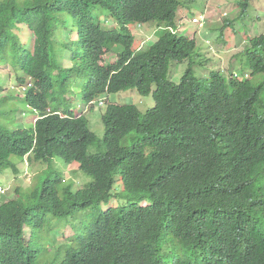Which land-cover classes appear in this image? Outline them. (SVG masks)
I'll return each mask as SVG.
<instances>
[{
    "label": "trees",
    "instance_id": "trees-1",
    "mask_svg": "<svg viewBox=\"0 0 264 264\" xmlns=\"http://www.w3.org/2000/svg\"><path fill=\"white\" fill-rule=\"evenodd\" d=\"M204 2L0 4V56L18 72L5 79L37 115L25 130L0 125V172L16 171L11 158L29 155L30 163L79 164L92 179L76 190L62 187L63 176L54 173L41 192L10 201V214L0 215V264H40L41 249L24 243L26 227L44 231L49 222L87 213L90 232L69 238L62 264H168L164 257L184 251L194 254H178L176 264H197L196 255L200 264H264V119L254 117L264 95V36L245 50V77L199 78V63H210L205 49L197 55L195 39L170 29L179 27L183 9L206 15ZM256 5L240 2L241 25ZM112 21L116 29L108 27ZM154 23L161 31L140 50L144 26ZM27 28L33 38L22 44ZM187 62L180 84L170 81L172 64ZM8 82L0 81V94ZM154 86L157 105L145 115L135 106H107L102 140L85 115L65 104L70 92L90 106L131 90L149 96ZM206 171H217L234 194L218 211L203 208L194 181ZM248 173L258 178L250 181Z\"/></svg>",
    "mask_w": 264,
    "mask_h": 264
},
{
    "label": "rangeland",
    "instance_id": "rangeland-1",
    "mask_svg": "<svg viewBox=\"0 0 264 264\" xmlns=\"http://www.w3.org/2000/svg\"><path fill=\"white\" fill-rule=\"evenodd\" d=\"M5 0H0V3ZM25 1V0H20ZM206 5H202L201 12L206 13L205 17L209 20L208 24L212 26H217L225 23L227 20L233 22L231 26L226 25V29H230V32L234 37L239 39V42L242 44L243 41L240 40V36L237 34L241 33L244 36L251 37L253 35L259 36L264 33V0H255L257 5L255 7H251L249 12L246 14V19L244 25H241L237 19L239 17V13L242 11V8L239 6L240 2H244L245 0H203ZM207 1V2H206ZM224 12H229V15L223 14ZM194 16H189V21L187 23V30L189 33L199 32L198 39V47L196 50V54L198 55L202 48L205 49L207 53V49L209 48L206 42L210 39V32L208 29L199 30L197 26L192 23ZM188 19L187 10H182L181 15L179 17L180 23L184 22L186 26V21ZM111 29H116L115 21H112L111 24L108 25ZM238 29V30H237ZM144 36L141 39L144 42H153L154 37L159 31L158 24H149L144 26ZM23 38H27V29ZM216 38V37H215ZM147 45H145L146 47ZM242 50H237L235 47L222 49L221 58L224 60L226 65L225 69L229 66L230 62L233 60L235 55H238L234 60V64L230 68L229 72H226L224 76L229 79L232 74H238L241 78L245 77L250 73L249 70V61L248 58L244 54H240ZM212 62L208 65H203L199 63L197 67V76L199 78H209L211 72L220 71L221 67L216 66L213 62L218 59L215 58L214 53H208L207 55ZM117 57H115L116 59ZM188 62L183 65H178L176 63L172 64V68L169 75V80L175 84H180L181 79L185 75L188 70ZM3 73L2 66L0 64V74ZM1 80V77H0ZM8 82V86H13L14 84L9 80L5 79ZM11 89H15L18 91L16 87L10 88V93L12 96H17L18 93L12 91ZM156 87L153 88V92L149 97H142L137 90H131L128 92H122L116 95H111L108 99L109 103L104 106H100L96 111H87L85 112L83 109V95L77 93L76 96L73 95L72 92L69 94V101L65 104L75 108L80 109V112H84L86 118L90 121V126L92 131L97 135L99 140H102L105 135V126L102 121L103 115L107 111V106L110 105H121V106H136L140 110V112L145 115L150 109H153L156 106V102L154 99V92L156 91ZM9 91V90H8ZM10 93H6L5 96H11ZM11 96V97H12ZM13 103L7 104L4 106H0V125L6 131H17V130H25L29 126L32 125V121L36 117L35 111L29 109V107L20 102V99L14 98L12 100ZM264 113L263 110L260 111ZM97 152L96 148H91L90 153L94 154ZM11 161L17 166H22V168H28L29 164L26 160L21 158L12 157ZM79 166V164H77ZM77 166V168H78ZM33 170V171H32ZM32 171V185L30 182V178L26 176L27 172ZM55 172H61L66 177V183L72 185L74 189H80L84 184L90 183L92 180L88 176L82 174L81 172H75V167L70 166L67 167L64 162L56 158L46 164L38 163L31 168H28L27 171L21 169V174L19 176L10 174H3L0 176V184L2 186H6L10 188L16 194L23 193L19 196H24L25 193L29 189L32 191L41 192L43 183L50 179ZM83 188V187H82ZM81 188V189H82ZM10 199H14L13 193H10ZM7 195V196H9ZM91 213L81 214L77 219H70L63 222H49L47 225V229L44 231H38L36 228L31 229V233L26 235L25 243L31 244L34 248L39 247L42 251V261L40 264H62L63 262V246L65 244V236L78 235L82 236L90 232L89 229H86V225L90 227L93 224V220L89 218ZM264 226V223L261 224ZM199 254L201 252H198ZM180 254L183 260H190L191 255L194 252L184 251L181 253L171 254L169 257H164V261L169 264H174L177 261V255ZM58 259L59 262H55V259ZM192 261L199 262L200 258H193Z\"/></svg>",
    "mask_w": 264,
    "mask_h": 264
},
{
    "label": "clouds",
    "instance_id": "clouds-1",
    "mask_svg": "<svg viewBox=\"0 0 264 264\" xmlns=\"http://www.w3.org/2000/svg\"><path fill=\"white\" fill-rule=\"evenodd\" d=\"M5 1H3V2H5ZM17 1H18L19 4L24 6L27 2H29L31 0H25V1L17 0ZM3 2H1V3H3ZM223 14L229 15V12H226V13H223ZM189 16H190V14L188 13V19L186 21V26H184L185 23L182 22V23L179 24L178 28L170 29V31L173 32L174 34H177V35L182 36V37L187 36V37H190L191 39H195L196 40V49H197V47L199 46L198 45V39H197V36H198L199 32L189 33V31L187 30V23L189 21ZM208 22H209V20L205 17V15L194 16V18L192 20V23L195 26H197L199 28V30L208 29V32H210V34H211L210 35V39L206 42V44H207V46L209 48L207 49V53L205 52V56L208 58V60H210V58L207 56L208 53H211V52L214 53L215 58L218 59V60L214 61L213 63L216 66L221 67L220 71H215V72H221L222 74H225L226 72L230 71V68L232 67V64H234V62H235L234 59L238 56V55H235L233 60L230 62L229 66L225 69L226 65L224 63V60L221 58L222 49H228V48L235 47L237 50H242V52L240 54H244L245 50L251 46L250 41L264 36V33H263V34H261L259 36H255L254 35V37H253V35H252L251 37H247V36H244L241 33H238V31H237V34L240 36V40L243 41V43L241 44L239 42V39L234 37L233 34L230 32V29H226L225 23L217 25V26L214 27V26L208 24ZM159 31H161L160 27H159ZM157 33H158V31H157ZM157 33H156V35H157ZM31 38H33L32 34L27 28V38L21 40L23 42L22 44H27L30 41ZM154 38H156V36ZM76 41H77V43L79 42L78 38H76ZM24 42H26V43H24ZM153 42H144V44L140 47V50L142 48H145V45L149 46ZM210 62H212V61L210 60ZM0 64H1L2 70H3V73L0 74L1 80L5 81V75L6 74L14 75V74L18 73L16 71V69L13 67V65L4 62V60L2 59L1 56H0ZM67 64H73V63L69 59L67 61ZM100 64H102V62H100ZM11 87H15V86L13 85ZM11 87H8V88L3 87L4 91L0 94V106L11 104V103H13L12 100L14 98H18L17 96L19 95V93H18L19 91L15 90V89H11L12 91H15V92L18 93V95L16 97L12 96L11 93H10V88ZM154 87H156V86H154ZM154 87H152L150 95L152 94ZM18 90H19V88H18ZM7 92L10 93V95L12 97L11 96H5ZM155 92L153 94L154 95V99H155ZM149 96H142V97L145 98V97H149ZM259 99L262 102V104L258 107V114L259 115H256L254 117L260 118V119L261 118L264 119V113L260 112L261 110L264 111V95L261 94ZM105 101H107V102H105ZM155 102H156V99H155ZM105 103L106 104L109 103L108 99L107 100H103V101H99L98 100L97 102L92 103L90 106L89 105H85L84 102H83L82 106L84 108H86V109H83L85 112L92 111L91 107L93 108V110L96 111L98 107L104 106ZM156 105H157V103H156ZM136 108L138 109V107H136ZM155 108H156V106L153 109H155ZM29 109H31V108H29ZM153 109H150V110H153ZM76 110H77L76 112L78 114L85 115L84 112H80L81 111L80 109H76ZM36 122H37V115L34 118V120L32 121V125L31 126H33ZM21 159L26 160L28 162V164H29L28 168H31L34 165L38 164L36 162L30 163L29 162V155L26 156L25 158H21ZM42 164H44V163H42ZM65 165L67 167L74 166L75 167V172H81L80 165L78 166L76 163H73L71 165H67V164H65ZM15 166H16V171L14 169H7V170H4V171L0 172V176H2L3 174H10V173H13L16 176H19L21 174V169H23L24 171L28 170V168L24 169V168H22V166H17L16 164H15ZM77 166H78V168H77ZM261 170H262V172H264V168H261ZM32 171L30 173L29 172L26 173V176H28L30 178L31 185H32V176H33L32 175ZM216 172L217 171H211V172L206 171V173L200 172L198 174V176L196 177V179L194 180L196 186L201 189V202H202L203 208L205 210H210V211L217 210L218 211L225 205L226 201L229 200V197L232 198V199L234 198V194H233L232 190L221 179H219L217 177ZM55 173H60L63 176L62 187H69L70 186L69 184L66 183V177L61 172H55ZM82 174H84V173H82ZM248 178L251 181L252 179H255V178H258V177L253 175V174L248 173ZM16 192H13L10 188H8L6 186H2L0 184V215H3V214H8L9 215L10 214V212H9L10 210H9V207H8V203L10 201L19 200V199L27 200L29 198L30 194H32V193H34L36 191H32V190L29 189L27 192H24L25 193L24 196H19V195H21L23 193L16 194ZM10 193L14 194L13 195L14 199H10V196H12V195H9ZM7 195H9V196H7ZM262 200L264 202V190H263V194H262ZM207 215H210V213L206 214L205 216H207ZM70 219H74V218L68 217L64 221H67V220H70ZM61 222H63V221H61ZM31 229H32L31 227L30 228L26 227V229H25V240H26V235H29L31 233ZM75 236L76 235H71V236L66 235L65 236L66 241H65V244H64L63 247L69 245L70 242H71V240L69 238H72V237H75ZM25 240H24V243H25ZM196 258H198L197 255H196ZM176 262L174 264H176ZM197 264H200V261L197 262Z\"/></svg>",
    "mask_w": 264,
    "mask_h": 264
},
{
    "label": "bare ground",
    "instance_id": "bare-ground-1",
    "mask_svg": "<svg viewBox=\"0 0 264 264\" xmlns=\"http://www.w3.org/2000/svg\"><path fill=\"white\" fill-rule=\"evenodd\" d=\"M249 76V75H248ZM22 201V200H21Z\"/></svg>",
    "mask_w": 264,
    "mask_h": 264
}]
</instances>
